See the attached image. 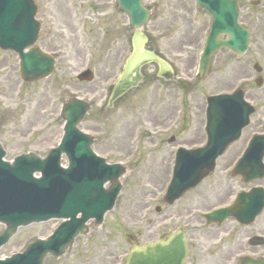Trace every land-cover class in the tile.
Here are the masks:
<instances>
[{
	"label": "rangeland",
	"instance_id": "obj_1",
	"mask_svg": "<svg viewBox=\"0 0 264 264\" xmlns=\"http://www.w3.org/2000/svg\"><path fill=\"white\" fill-rule=\"evenodd\" d=\"M252 1L246 3L248 10L243 12L241 21L253 31L254 41L243 58L218 55L209 80L200 88L190 87L189 93L167 91L146 79L137 91L102 116L99 108L128 53L130 29L126 17L118 11L114 0H36L42 23V38L37 45L56 54L58 60L50 79L26 85L17 57L0 51V142L8 152V159L27 151L44 155L59 144L61 99L70 92L94 104L82 129L97 137L95 151L110 163L121 162L130 169L103 232L87 242H78L73 253L56 264H82L89 255L87 245L92 239L105 245V256L102 262L90 264H120L131 249L129 238L145 242L149 221L160 217L155 207L161 203L157 204L155 199L168 184L173 165L172 148L167 142L176 134L178 145L184 147L204 143L207 96L243 87L247 100L257 109L240 142L219 166L236 157L254 134L263 132L264 83L256 87L258 74L253 67L258 63L263 68L264 79V8L253 7ZM258 1L264 4V0ZM146 4L154 12L146 28L151 46L177 64L183 79H193L210 26L209 16L198 12L194 0H148ZM88 68L94 72V81H77L78 74ZM219 173L223 172L218 169L216 174ZM202 196L207 203L197 200ZM193 200L195 206L203 209L218 204L208 183L193 195ZM188 201H192L189 196L179 206ZM55 226L56 223L50 222L20 230L0 250V258L22 250L35 237L48 236ZM160 231L155 226L152 236H158Z\"/></svg>",
	"mask_w": 264,
	"mask_h": 264
},
{
	"label": "water",
	"instance_id": "obj_2",
	"mask_svg": "<svg viewBox=\"0 0 264 264\" xmlns=\"http://www.w3.org/2000/svg\"><path fill=\"white\" fill-rule=\"evenodd\" d=\"M116 2L127 15L132 29L131 53L111 88L102 110L104 114L142 86L148 66L157 67L156 78L159 80L175 78L171 64L151 48L146 28L153 10L146 6V0ZM199 6L213 18L200 63V77L205 80L217 53L229 50L237 57L243 56L251 45L252 35L238 24V0H199ZM35 15L33 0H0V48L21 55L22 76L28 82L50 76L54 66V60L37 48L24 53L38 37L40 25L35 21ZM255 68L261 71L258 66ZM80 79L90 82L93 75L86 72ZM256 83L261 85L262 80L258 79ZM208 104V145L200 150H180L167 198L170 203L198 186L214 171L217 158L239 139L243 128L249 124L250 115L255 112L244 101L241 90L232 96L210 97ZM90 110V104L74 97L66 98L61 113L65 122L63 140L46 158L29 153L4 163L5 153L0 145V223L6 226V231L0 235V247L20 227L52 218L67 220L48 240L36 241L23 253L0 261V264H44L48 256L60 258L72 248L79 234H89L86 226L89 221H95L96 227H100L105 215L114 209L127 169L121 165L109 166L105 159L93 154L91 148L95 139L79 128ZM63 154L70 162L67 169L61 166ZM263 157L264 136H255L233 174L243 176L246 182L263 178ZM38 173L41 178H35ZM108 183L109 187L105 189ZM208 217L212 219L213 215ZM146 254V248H136L127 264H146ZM172 259L182 264L184 257Z\"/></svg>",
	"mask_w": 264,
	"mask_h": 264
},
{
	"label": "flooded vegetation",
	"instance_id": "obj_3",
	"mask_svg": "<svg viewBox=\"0 0 264 264\" xmlns=\"http://www.w3.org/2000/svg\"><path fill=\"white\" fill-rule=\"evenodd\" d=\"M248 1L241 0V4L244 5L242 14L248 10L246 4ZM256 7L264 8V4L258 1ZM179 86L180 83L174 85L172 89L166 86V89L167 91H175ZM177 138V135H173L174 142L169 143L172 148L170 152L172 161L176 150L184 147L178 145ZM201 145L188 148L200 147ZM246 147L236 153V157L228 159L227 163L220 166L218 164L217 170L220 169L223 173L216 174L215 172L210 175L199 187L185 194L174 205L170 206L162 202L160 207L155 208V213L160 217L149 221L145 242L140 243L137 239L132 241L136 242L137 245L150 247V253L147 255L148 260L153 257L156 260L148 262V264H178L171 258L184 253V247L182 245L178 247L176 241L169 235L180 232H183L186 241L187 255L184 264H264V207L260 210L261 192H257L254 196H248L246 205L235 206L240 194L249 193L255 188L264 189V179L254 181L251 184H244L241 178H234L230 172L228 173L242 156ZM207 183L213 198L218 200V204L203 209L200 208V205H194L193 195ZM164 191L165 187L162 189V195ZM188 196L192 201L179 206L180 201ZM197 200L200 203H207V199L203 196ZM227 207H231L227 216L223 215L224 218H218L212 223L208 222L207 214ZM158 223L160 224L157 225ZM155 226H159L161 230L158 236H152ZM88 240L89 238L85 242ZM160 242H163L161 249L156 246ZM86 252L89 255L82 260V264L100 263L105 256V245L98 239H92V242L87 245ZM163 254L171 260L166 261V263L159 261L161 256H164Z\"/></svg>",
	"mask_w": 264,
	"mask_h": 264
}]
</instances>
